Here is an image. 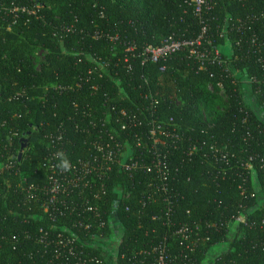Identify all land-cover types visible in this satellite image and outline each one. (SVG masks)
I'll use <instances>...</instances> for the list:
<instances>
[{
  "label": "trees",
  "instance_id": "obj_1",
  "mask_svg": "<svg viewBox=\"0 0 264 264\" xmlns=\"http://www.w3.org/2000/svg\"><path fill=\"white\" fill-rule=\"evenodd\" d=\"M203 26V47L221 50L222 65L211 55L197 60L187 48L160 63L138 56L169 38L195 39ZM38 51L46 52L40 67ZM260 59L264 0H209L201 15L193 0H0V164L15 161L0 167V264H74L75 257L56 254L54 240L59 233L88 238L74 226L80 217L72 210L87 201L99 207L97 223H107L104 236L113 233L114 212L123 228L115 264L142 258L160 243L169 255L202 264L241 218L229 249L209 264H264V119L258 113L264 114V90L251 80L262 74ZM248 91L258 110L247 102ZM152 98L158 104L149 111ZM156 120L177 125L169 136L158 134L170 169L167 193L156 172L131 176L112 165L105 195L94 197L101 191L96 183L92 195L87 187H67L57 197L62 211L55 219L43 212L51 174L44 166L53 151L59 167L65 157L68 164L92 160L95 141L120 142L150 163ZM31 185L38 187L34 199ZM185 224L189 241L178 233ZM73 248L110 264L100 245L77 241Z\"/></svg>",
  "mask_w": 264,
  "mask_h": 264
},
{
  "label": "built area",
  "instance_id": "obj_2",
  "mask_svg": "<svg viewBox=\"0 0 264 264\" xmlns=\"http://www.w3.org/2000/svg\"><path fill=\"white\" fill-rule=\"evenodd\" d=\"M195 6V13L201 15L205 8L209 7V0H193ZM207 31V27H202V32L195 39L191 40H175L173 38H169L163 41L161 45L158 46H148L143 52L138 54L139 57H142L144 62L148 61L151 63H160L167 61L171 56L179 53L183 48L188 49V54L194 57L197 60L207 57L211 55V58L214 61L218 62L222 65V52L219 49L209 50L203 47V43L205 40V33ZM132 47L128 48L127 51H131ZM262 63L261 76H253L251 80L255 83V88L258 90H264V60L260 59ZM202 68V66H201ZM161 71H165V66L161 68ZM148 81L147 79L145 80ZM221 92L224 93L223 84L218 85ZM61 88V87H59ZM94 89H98L97 86ZM152 96L150 95V98ZM253 98V97H252ZM153 99V98H152ZM158 101L153 99L152 106L148 107L147 110H151L153 106L157 105ZM152 110L151 113L154 114ZM123 115H126L125 111L122 112ZM126 127V124H123V128ZM177 125L170 121L168 126H166V122L159 120L153 121L149 130V138L152 141V153L154 155V159L150 163H146L142 160V155L134 156L132 150L129 145H122L120 142H115L114 145L104 143L103 141H95L92 143L97 154L94 156L92 160H79L75 163L68 164L67 170L58 167L55 164V158L57 157V153L54 151L50 154V156L46 159L45 168L51 172L49 176V186L46 188L45 192L50 194L49 200L45 201L42 205V210L44 213H47L52 219H55L56 215L62 211L61 206L58 207L56 203L58 202V195H62L69 192V188L71 187H87L93 189L95 187V183L100 185V192L94 193L95 198H99L101 193L103 195L106 194V183L105 179L112 168V165H117L121 170L130 172L131 176H134L136 173L141 171L146 173H154L156 172L157 178L160 180L159 189L167 193L168 192V184L170 181V169L167 165L164 164L162 160V153L158 147L160 143V139L158 138V134H162L165 136H169L172 133H175L177 130ZM175 136V135H174ZM61 136L56 137L58 141H60ZM143 142L140 138L136 141V147H142ZM214 146L211 149L214 150ZM192 151H197V146H193ZM23 153V149L20 151ZM229 153H223L221 155V159L227 161L229 158ZM16 159H18L16 157ZM15 164V161L9 162L7 165L0 164V167H7L9 169ZM69 187V188H67ZM92 195L93 192H91ZM28 198L34 199L38 193V187L35 185H31L28 187ZM130 194L127 192V196ZM170 198L167 196L165 198L168 207L167 214L170 212ZM65 203V202H64ZM63 203V204H64ZM63 207V206H62ZM64 207L67 208L66 205ZM73 211L77 212L78 217H80L77 222L74 223V226L83 228L86 230L89 235L88 238L83 240L80 239L79 236H66L64 233H59L56 236L57 247L56 254L59 256L67 254L75 257L76 262L74 264H88L89 262L95 264H103V261L98 259L95 256H89L84 258L83 255L77 253L73 244L77 241L82 242L83 244H90L94 247H99V243H107L111 241L113 237V233L110 237L104 236L100 231H102L107 223L105 221H101L99 224L97 223V219L101 218V213L99 211V207L96 205H92L89 201L86 202V205L81 209L79 206H74L72 208ZM115 211V210H114ZM84 212V213H82ZM89 213L93 214L94 219L88 218ZM115 212L111 217V227L115 225L116 216ZM191 231V227L187 224L183 225L182 228L178 231L183 237H185L186 241H189V233ZM44 239L47 240V232L44 233ZM122 240V237L120 241ZM48 241V240H47ZM51 241V240H50ZM48 243H50L48 241ZM120 245V244H119ZM101 246V245H100ZM104 257L106 258V249L102 246ZM180 259V261L178 260ZM193 260H190L187 254H175L169 255V250L165 243H160L151 248L150 251L146 255H143L142 258L139 256H134L133 259L130 260L128 264H193Z\"/></svg>",
  "mask_w": 264,
  "mask_h": 264
},
{
  "label": "rangeland",
  "instance_id": "obj_3",
  "mask_svg": "<svg viewBox=\"0 0 264 264\" xmlns=\"http://www.w3.org/2000/svg\"><path fill=\"white\" fill-rule=\"evenodd\" d=\"M45 53H46L45 51H38L37 54L35 55L34 63L37 67H40L41 63L45 61ZM246 100L250 105H252L256 110H258V108H256L255 106L254 98H252L250 91H248L247 93ZM258 113L260 117L264 119L263 112L258 111ZM202 115H203V118L208 120L207 112H204ZM260 198L261 200H263L264 197L261 196ZM241 220H243V218L237 220L236 222L230 225L228 241L226 243H221L211 248V250H209L202 264H209L211 259L215 258L217 255L223 252H226L229 249L230 243L232 242V240L234 239L236 235L237 228ZM114 222H115V225L113 227V237L111 238V241H108L107 243H103V245L99 243V245L103 246L106 249V258L110 264H115L113 261V258L116 257L118 253V247L121 242L120 239L123 234V228L122 226H120V223L118 222V220L115 219Z\"/></svg>",
  "mask_w": 264,
  "mask_h": 264
},
{
  "label": "clouds",
  "instance_id": "obj_4",
  "mask_svg": "<svg viewBox=\"0 0 264 264\" xmlns=\"http://www.w3.org/2000/svg\"><path fill=\"white\" fill-rule=\"evenodd\" d=\"M59 167L67 170V168H68V160H67L66 157L61 160V162L59 164Z\"/></svg>",
  "mask_w": 264,
  "mask_h": 264
},
{
  "label": "water",
  "instance_id": "obj_5",
  "mask_svg": "<svg viewBox=\"0 0 264 264\" xmlns=\"http://www.w3.org/2000/svg\"><path fill=\"white\" fill-rule=\"evenodd\" d=\"M28 146V139L26 138V139H23V145H22V149H24L25 147H27ZM21 156H22V153L20 154V158H21Z\"/></svg>",
  "mask_w": 264,
  "mask_h": 264
},
{
  "label": "crops",
  "instance_id": "obj_6",
  "mask_svg": "<svg viewBox=\"0 0 264 264\" xmlns=\"http://www.w3.org/2000/svg\"><path fill=\"white\" fill-rule=\"evenodd\" d=\"M122 237V236H121Z\"/></svg>",
  "mask_w": 264,
  "mask_h": 264
}]
</instances>
